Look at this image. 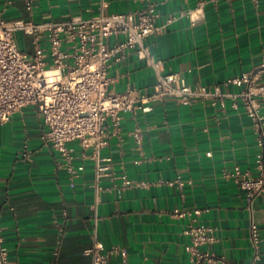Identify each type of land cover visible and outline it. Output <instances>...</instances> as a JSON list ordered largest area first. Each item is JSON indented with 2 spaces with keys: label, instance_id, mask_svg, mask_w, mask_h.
<instances>
[{
  "label": "crops",
  "instance_id": "1",
  "mask_svg": "<svg viewBox=\"0 0 264 264\" xmlns=\"http://www.w3.org/2000/svg\"><path fill=\"white\" fill-rule=\"evenodd\" d=\"M0 0V17L56 21L100 11L133 12L153 3L163 31L146 38L163 72L190 84L238 92L228 82L264 58V0ZM31 52V35L17 33ZM123 38L110 35L106 44ZM109 89H149L152 67L127 50L108 69ZM226 98L187 102L167 97L152 110L121 113L116 130L106 122L108 143L100 156L113 172L95 186L92 150L70 142L72 170L58 151L44 144L46 127L33 105L0 123V229L11 264H91L84 250L96 227L104 247L117 248L109 264H264V194L251 203L231 173L256 172L262 150L241 103ZM264 116V106L261 109ZM138 129V137L133 132ZM132 180L122 185V176ZM186 212L177 214L174 210ZM195 210H198L196 212ZM211 228L209 243L188 248L189 225Z\"/></svg>",
  "mask_w": 264,
  "mask_h": 264
},
{
  "label": "built area",
  "instance_id": "2",
  "mask_svg": "<svg viewBox=\"0 0 264 264\" xmlns=\"http://www.w3.org/2000/svg\"><path fill=\"white\" fill-rule=\"evenodd\" d=\"M31 0L26 1L29 9ZM158 12L153 3L133 12L100 11L87 18L71 16L56 21L34 22L30 19H4L0 17V123L27 105H33L41 114L45 131L41 136L44 144L52 145L72 170L70 142L92 150L95 160V186L104 176L113 172L104 163L108 158L100 156V150L108 143L106 122L117 130L121 113L125 111L147 112L152 104L167 97L189 104L210 101L232 100L231 106L241 103L262 150L256 164V172L236 167L231 176L237 186L246 192L251 205L264 194V58L262 62L239 77L228 82H244L246 87L238 92H227L218 86L208 88L202 84H190L176 72H163L161 61L154 58L146 38L158 34L169 23L157 24ZM31 35L33 50L19 47L16 34ZM110 35L123 38L106 44ZM127 50H133L138 59L153 68L155 81L149 89L133 87L122 91L110 90L111 77L108 69L113 60H119ZM138 137V129L134 132ZM132 180L122 176V185ZM198 212V210H195ZM183 215L186 212L174 210ZM190 235L194 248L212 241L211 228L189 225L185 230ZM91 245L84 253L91 257V264H109L108 257L117 248L106 249L97 237L96 227ZM251 239L255 247L253 261L257 258L258 232L251 225ZM209 259L206 251H195L192 264H204ZM0 264H11L9 251L0 229ZM121 264H128L125 259Z\"/></svg>",
  "mask_w": 264,
  "mask_h": 264
}]
</instances>
